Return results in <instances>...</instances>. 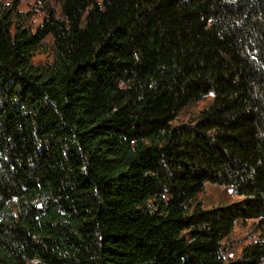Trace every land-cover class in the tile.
Wrapping results in <instances>:
<instances>
[{
	"label": "trees",
	"instance_id": "trees-1",
	"mask_svg": "<svg viewBox=\"0 0 264 264\" xmlns=\"http://www.w3.org/2000/svg\"><path fill=\"white\" fill-rule=\"evenodd\" d=\"M57 4L33 30L0 0V264H263L264 0Z\"/></svg>",
	"mask_w": 264,
	"mask_h": 264
},
{
	"label": "rangeland",
	"instance_id": "rangeland-1",
	"mask_svg": "<svg viewBox=\"0 0 264 264\" xmlns=\"http://www.w3.org/2000/svg\"><path fill=\"white\" fill-rule=\"evenodd\" d=\"M7 5L18 3L17 10L20 19L27 27L33 30L43 21L46 10L50 7H56L57 0H4ZM53 59V52L50 43L46 42L33 56L35 65H46ZM209 95L203 101L194 103L185 108L172 123L180 125L193 120L198 113L206 107L211 101ZM241 198L228 187H221L214 184H207L204 190L197 196L196 202H199L203 208H210L219 205H228L239 201ZM261 235L256 228L254 220H238L230 233L223 241L222 256L226 263L236 261L245 246L254 242ZM264 264V263H263Z\"/></svg>",
	"mask_w": 264,
	"mask_h": 264
}]
</instances>
